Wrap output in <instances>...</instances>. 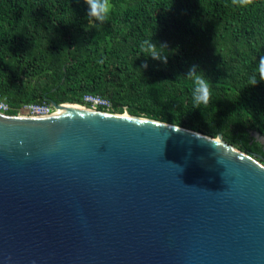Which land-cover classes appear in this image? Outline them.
<instances>
[{
    "label": "water",
    "instance_id": "obj_1",
    "mask_svg": "<svg viewBox=\"0 0 264 264\" xmlns=\"http://www.w3.org/2000/svg\"><path fill=\"white\" fill-rule=\"evenodd\" d=\"M50 104L81 109L0 113V264H264L257 156L222 134Z\"/></svg>",
    "mask_w": 264,
    "mask_h": 264
},
{
    "label": "trees",
    "instance_id": "obj_2",
    "mask_svg": "<svg viewBox=\"0 0 264 264\" xmlns=\"http://www.w3.org/2000/svg\"><path fill=\"white\" fill-rule=\"evenodd\" d=\"M87 11L85 0H0V96L9 114L95 95L114 114L222 134L264 163L256 137H264V82L249 85L264 56V0H110L103 23ZM151 38L167 44V64L141 54ZM194 64L212 81L211 101L199 108L191 81L177 79Z\"/></svg>",
    "mask_w": 264,
    "mask_h": 264
},
{
    "label": "clouds",
    "instance_id": "obj_3",
    "mask_svg": "<svg viewBox=\"0 0 264 264\" xmlns=\"http://www.w3.org/2000/svg\"><path fill=\"white\" fill-rule=\"evenodd\" d=\"M232 2L233 4H239L240 6H246L251 3V0H232ZM85 3L88 6V19L94 18L95 21L100 23H103L106 20L110 11V0H85ZM167 47L166 43L157 45L153 42L152 38L146 39L140 44L142 55L161 61L164 64H167L168 62ZM142 67L147 68V64ZM257 74L259 79H257ZM257 74H254L249 78V85L255 86L258 82H264V56L259 59ZM177 79L191 81V95L195 107L199 108L202 104L207 105L210 103L212 81L198 65H192L186 74L178 76ZM139 123H144V121H139Z\"/></svg>",
    "mask_w": 264,
    "mask_h": 264
},
{
    "label": "built area",
    "instance_id": "obj_4",
    "mask_svg": "<svg viewBox=\"0 0 264 264\" xmlns=\"http://www.w3.org/2000/svg\"><path fill=\"white\" fill-rule=\"evenodd\" d=\"M91 110L112 113V104L109 100L104 99L100 96L95 95H86L84 97V105ZM12 111V107L10 104L0 96V113L3 115L9 116H29V117H37V116H46L54 114L58 112V109L55 108L52 104L49 103H41V104H29L18 109L17 114H9Z\"/></svg>",
    "mask_w": 264,
    "mask_h": 264
},
{
    "label": "bare ground",
    "instance_id": "obj_5",
    "mask_svg": "<svg viewBox=\"0 0 264 264\" xmlns=\"http://www.w3.org/2000/svg\"><path fill=\"white\" fill-rule=\"evenodd\" d=\"M72 108L81 109L80 107H77V106H64L61 109H58V112L70 111V110H72Z\"/></svg>",
    "mask_w": 264,
    "mask_h": 264
},
{
    "label": "rangeland",
    "instance_id": "obj_6",
    "mask_svg": "<svg viewBox=\"0 0 264 264\" xmlns=\"http://www.w3.org/2000/svg\"><path fill=\"white\" fill-rule=\"evenodd\" d=\"M256 137L259 139V141H261V142L264 144V141H263V139H262L263 137H261V136H259V135L257 136V134H256Z\"/></svg>",
    "mask_w": 264,
    "mask_h": 264
}]
</instances>
